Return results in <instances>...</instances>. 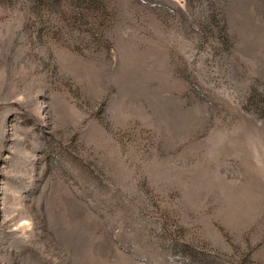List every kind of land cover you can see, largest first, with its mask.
Instances as JSON below:
<instances>
[{"label": "rangeland", "instance_id": "obj_1", "mask_svg": "<svg viewBox=\"0 0 264 264\" xmlns=\"http://www.w3.org/2000/svg\"><path fill=\"white\" fill-rule=\"evenodd\" d=\"M0 264H264V0H0Z\"/></svg>", "mask_w": 264, "mask_h": 264}]
</instances>
